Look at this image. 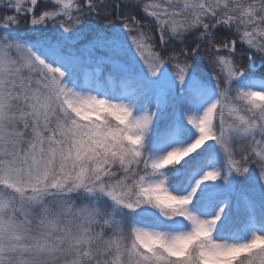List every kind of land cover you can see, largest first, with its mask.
Here are the masks:
<instances>
[{"label": "snow or ice", "instance_id": "obj_1", "mask_svg": "<svg viewBox=\"0 0 264 264\" xmlns=\"http://www.w3.org/2000/svg\"><path fill=\"white\" fill-rule=\"evenodd\" d=\"M0 264H264V0H0Z\"/></svg>", "mask_w": 264, "mask_h": 264}, {"label": "trees", "instance_id": "obj_2", "mask_svg": "<svg viewBox=\"0 0 264 264\" xmlns=\"http://www.w3.org/2000/svg\"><path fill=\"white\" fill-rule=\"evenodd\" d=\"M238 59H240V58H238ZM244 63H246V61H243Z\"/></svg>", "mask_w": 264, "mask_h": 264}]
</instances>
